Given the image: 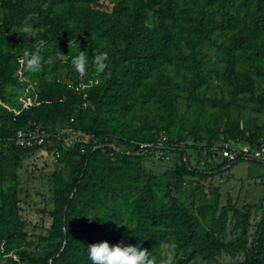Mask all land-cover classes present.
<instances>
[{
  "label": "trees",
  "instance_id": "16d2710c",
  "mask_svg": "<svg viewBox=\"0 0 264 264\" xmlns=\"http://www.w3.org/2000/svg\"><path fill=\"white\" fill-rule=\"evenodd\" d=\"M108 3L0 0V257L91 264L88 245L107 241L163 258L174 239L173 264L222 254L264 264V212L250 232L251 204L177 195L185 176L201 180L241 161L228 163L218 149L264 145V121L241 115L245 105L264 109V0ZM78 47L89 60L84 76L71 65ZM25 50L53 63L26 72ZM99 51L109 55L107 81L91 65ZM23 90L29 104L19 101ZM20 129L45 130L54 142L48 227L30 225L19 204L18 163L41 147H17ZM161 141L175 156L167 180L142 165Z\"/></svg>",
  "mask_w": 264,
  "mask_h": 264
},
{
  "label": "rangeland",
  "instance_id": "374dc122",
  "mask_svg": "<svg viewBox=\"0 0 264 264\" xmlns=\"http://www.w3.org/2000/svg\"><path fill=\"white\" fill-rule=\"evenodd\" d=\"M106 4L108 0H101ZM213 51H211V60H215ZM20 74V73H19ZM19 101L25 104L30 103L26 90H23V97H19ZM11 109L8 105H5ZM153 108V105H149ZM185 104L180 105L182 111ZM263 106L254 107V105H245L242 107L241 115L243 118H259L264 121ZM140 117L141 111H135ZM77 140V138H76ZM67 144H72V138H66ZM53 139L46 142L34 152L25 154L18 163L17 174L19 175V204L22 207V214L26 221L42 224L48 227L49 211L52 208V189H53V171L56 149L53 148ZM128 153V152H127ZM137 153V152H136ZM134 153V154H136ZM167 159L159 161L157 155L143 157L142 165L146 172L160 176L163 180L164 173L168 171V166L174 163V153H168ZM217 161L221 158L217 157ZM218 193L219 205L225 204L228 196L238 208H242L244 204L252 205V214L250 218V232H253L254 226L264 212V164L249 160H241L234 163L230 168L223 167V171L219 170L210 173L209 176L199 180L197 177L185 176L181 184L180 192L177 195L181 199L187 201L194 199L198 202L200 198L204 201L213 199V194ZM229 229V227H228ZM39 230V229H37ZM228 238V237H226ZM165 249V246H163ZM172 253H170L171 255ZM12 257L16 261V257L10 253L0 257V264H15L9 258ZM235 259L222 254L216 261L205 262L196 259L197 264H232ZM21 264V263H18Z\"/></svg>",
  "mask_w": 264,
  "mask_h": 264
},
{
  "label": "clouds",
  "instance_id": "9594fccd",
  "mask_svg": "<svg viewBox=\"0 0 264 264\" xmlns=\"http://www.w3.org/2000/svg\"><path fill=\"white\" fill-rule=\"evenodd\" d=\"M108 60L109 55L105 51L97 52L91 60L96 76L102 78L103 81H107L112 75ZM19 62L24 71L39 74L43 71L44 65L53 63V58H45L39 51L25 50ZM71 65L76 73L81 76L86 75L89 60L85 51H81L78 47L77 54L71 57ZM99 82L101 81L98 80L97 83ZM65 230L67 231V227ZM176 247L174 239L165 242V248L169 253L174 252ZM87 252L91 264H173L171 255L166 254L163 258H157L147 248L139 245H110L107 241H101L89 244Z\"/></svg>",
  "mask_w": 264,
  "mask_h": 264
},
{
  "label": "built area",
  "instance_id": "2783aa9c",
  "mask_svg": "<svg viewBox=\"0 0 264 264\" xmlns=\"http://www.w3.org/2000/svg\"><path fill=\"white\" fill-rule=\"evenodd\" d=\"M49 135L50 134L45 130L38 131L37 129H34V130L26 131L20 129L16 131L15 135L13 136V138H11V140L19 148H29L34 145L42 146L46 142ZM164 139L165 136H162V140ZM62 141L65 146L70 145L66 143L67 142L66 138H64ZM151 145H152L151 143H141L140 148L141 149L147 148ZM162 148H163V143L161 141L157 143L156 150L154 152L151 150L154 156L157 155V153H159V156L157 157L159 161L165 158L167 159L168 156L167 154L170 153L167 151L166 152L162 151ZM218 153L222 156V158H225L228 163L229 161L240 159V160H249V161L254 160L264 164V145L260 146L259 148L251 147L249 145H244L242 143L235 144L232 146L225 145L221 149H218Z\"/></svg>",
  "mask_w": 264,
  "mask_h": 264
}]
</instances>
